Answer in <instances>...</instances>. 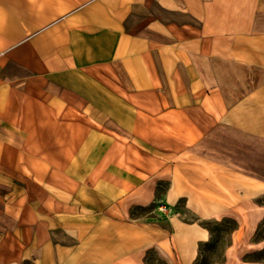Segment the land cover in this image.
Instances as JSON below:
<instances>
[{"label":"crops","instance_id":"1","mask_svg":"<svg viewBox=\"0 0 264 264\" xmlns=\"http://www.w3.org/2000/svg\"><path fill=\"white\" fill-rule=\"evenodd\" d=\"M262 2L210 27L204 0H0V264H140V242L186 263L202 219L252 232L264 180L207 150L264 139ZM162 117L207 125L163 145Z\"/></svg>","mask_w":264,"mask_h":264},{"label":"rangeland","instance_id":"2","mask_svg":"<svg viewBox=\"0 0 264 264\" xmlns=\"http://www.w3.org/2000/svg\"><path fill=\"white\" fill-rule=\"evenodd\" d=\"M178 1L179 3H184L185 1L187 3H196V1L199 2L200 0ZM204 1L208 5L209 9L208 23L210 27L220 22L218 21V18L225 20L232 16L234 7L230 4H232L233 0ZM225 4H229V6ZM235 8H244L245 10L248 9L247 6H236ZM228 13L231 15H228ZM144 124L147 128L149 127L150 130L153 129V126L156 127L158 130V135L161 137V144L163 145L168 144V141L171 138L177 139V141H188V143L195 142L201 136V128H205L207 125L203 119H192V121H190L189 119H170L165 117H162L159 121H156L155 124L153 123L152 119H145ZM148 137H150V135H146V143L149 139ZM118 138L121 140L120 136ZM248 143L251 142H247L244 139H235V143H232V141L226 142V145L219 147L218 150L210 147L207 152L210 155L212 154L215 157L220 158V161L229 163L230 166H233L236 170L242 173L250 174L252 177L264 180V139H257L256 149L251 148L254 145L253 143ZM144 152L147 156L148 153L152 152V149H145ZM155 152L160 154L162 166H168L169 150L161 149L160 151ZM192 154L195 157H201L200 149H194ZM193 162L200 163L198 160L196 161L194 159ZM191 184L200 187L202 182L196 181ZM211 184L217 183L213 182ZM166 185V182L160 183L158 186V195L162 194V192L166 189ZM255 199L259 203L264 204V193L257 196ZM176 207L184 219L189 220L194 218V214L184 210L183 199L178 201ZM145 210V208L136 206L133 208L132 213L134 215L142 214L145 212ZM233 217H236V215L227 214L225 216L218 217V219H202L201 222L205 224L202 226L207 228L209 232L208 239L206 241H199L197 243L195 257L186 263L181 260H174L172 262L171 258L164 254L162 248H159V251L163 257L162 258L155 249V246H152L151 244L140 242L141 244L138 243L130 246L138 247L140 250H142L143 254L140 264H264V219H262L258 225H256L255 229L250 233L245 229L241 230L238 234H232V232L238 226L236 225V220ZM235 225L236 227L233 229ZM159 226L162 229L167 230L161 232L160 234L161 240L166 239L164 238L165 234H170L168 233V225Z\"/></svg>","mask_w":264,"mask_h":264},{"label":"trees","instance_id":"3","mask_svg":"<svg viewBox=\"0 0 264 264\" xmlns=\"http://www.w3.org/2000/svg\"><path fill=\"white\" fill-rule=\"evenodd\" d=\"M236 227V225L233 227V229Z\"/></svg>","mask_w":264,"mask_h":264}]
</instances>
